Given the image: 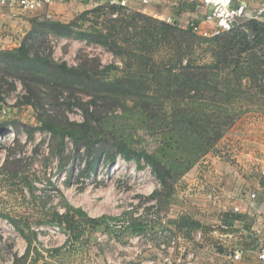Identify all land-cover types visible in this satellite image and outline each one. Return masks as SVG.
<instances>
[{
	"label": "trees",
	"instance_id": "trees-1",
	"mask_svg": "<svg viewBox=\"0 0 264 264\" xmlns=\"http://www.w3.org/2000/svg\"><path fill=\"white\" fill-rule=\"evenodd\" d=\"M195 2L192 12L201 6ZM100 13L106 16L104 27L98 21L88 28L79 25L95 14L99 19ZM198 25L182 28L114 1L85 11L69 23L32 19L21 45L0 51V87L8 84L15 89L11 78L25 86V103L39 113L40 123L31 130L30 138L34 131L48 132L60 153L70 139L76 153L86 149L90 165L102 159L113 165L121 157L135 161L139 168L148 167L160 184L151 198L168 207L173 205L178 182L215 151L237 121L250 111L264 110V21L248 20L212 37L197 33L194 27ZM51 36L101 46L125 60L124 68L103 66L97 58H85L78 67L57 63L42 52ZM162 51L167 54L159 57ZM203 56L210 60L203 61ZM118 71L120 75L113 74ZM63 98L62 105L68 109L77 106L83 110L82 123L69 121L59 111ZM5 125H0V133ZM12 154L11 150L6 166L20 163L10 161ZM27 183L31 190L32 183ZM0 216L7 218L3 212ZM105 219H92L81 208H68L64 214L47 212L39 223L65 231L72 242L66 251L78 258V254L89 255V249L98 244L95 234H115L109 223L103 225ZM12 221L29 242L26 253L16 256L13 264H27L37 234L31 230L29 217ZM173 228L189 239L198 231H211L182 214L149 226L134 219L125 232L174 233Z\"/></svg>",
	"mask_w": 264,
	"mask_h": 264
},
{
	"label": "rangeland",
	"instance_id": "rangeland-1",
	"mask_svg": "<svg viewBox=\"0 0 264 264\" xmlns=\"http://www.w3.org/2000/svg\"><path fill=\"white\" fill-rule=\"evenodd\" d=\"M195 1L197 0H148L144 7L130 9L169 24H178L182 28L199 22L202 28L210 32L212 25L204 23L205 10L202 6L199 5L195 12L190 11ZM85 11L87 10H84L80 2H73L64 9L65 14L69 13L70 16L54 20L69 23ZM97 15L99 19L96 14L89 15L92 18L80 22L79 25L88 28L98 21L97 25L104 27L106 16L102 13ZM45 17L47 18L46 14L42 12L16 17L12 24L14 27L9 28L24 29L20 32L21 38L11 32L0 34V51L18 48L25 37L23 34L28 33L27 27L29 31L32 28L31 20ZM44 49L42 52L45 55L50 54L57 63H66L69 67H78L85 58H97L103 66L113 64L120 69L124 68L125 60L122 58L114 56L101 46L89 45L76 39H58L51 36ZM161 54L159 57L165 56L167 52L162 51ZM202 58L203 61L210 60L208 56ZM113 74L120 75V71ZM9 81L15 82V89L8 84H5L4 88L0 87V125L6 124L5 130L0 133V212L7 215V218L0 216V264H9L11 260L10 254L17 242L8 233L11 229L9 224L20 234L12 220L21 216L29 217L33 225L48 226L46 223H39L44 221V214L47 212L64 214L68 208H81L92 219L107 218L106 222L102 220L103 225L109 223L110 226L128 227L134 219H140L149 226L167 223L169 219L177 217L179 205L183 209L186 208L180 201H175L174 205L171 203L167 207L161 205L157 199L151 198L154 192L160 189V184L148 167L139 168L135 161L128 162L118 157L113 165L106 159H102L97 165H90L92 159L88 157L86 149L76 153L70 139L65 140L63 152L60 153L54 148V138L50 133L34 131L33 137L30 138L31 130L40 127L39 113L25 103L27 91L23 83L19 79L11 78ZM76 94L81 96L80 92ZM62 103H65L64 98L60 100L61 105ZM46 108L50 112L54 111L51 105ZM59 108L71 122L82 123L85 120L83 110L77 106L68 109L62 105ZM4 134L7 139L10 137V140H3ZM148 142L152 144L150 139ZM11 150L13 154L10 161L18 160L20 163L6 166ZM140 166H145V163ZM27 180L32 183L31 190ZM153 201L156 203L152 204ZM158 231L152 230L149 233L154 237ZM3 235H7V239L4 240ZM111 235L109 232H99L95 237L100 236L104 239L103 244H106L110 243L108 240ZM126 242L121 239V243ZM55 243L53 240L46 244ZM109 250L111 253L112 248L109 247ZM156 255L155 248L154 251H148L144 258L154 259ZM68 256L67 260L74 258L73 253Z\"/></svg>",
	"mask_w": 264,
	"mask_h": 264
},
{
	"label": "crops",
	"instance_id": "crops-1",
	"mask_svg": "<svg viewBox=\"0 0 264 264\" xmlns=\"http://www.w3.org/2000/svg\"><path fill=\"white\" fill-rule=\"evenodd\" d=\"M145 1L126 0V6L136 10V7H144L148 3ZM73 2H80L88 11L99 6L101 0H58L55 5L39 12L57 20L66 18L70 14H65L64 9ZM241 2L255 13L263 0ZM35 13L0 9V34L11 32L20 39V32L24 29L9 27H14L12 24L16 17ZM261 20L264 21V17ZM26 31L29 32L28 27ZM175 201L184 203L186 208L179 205V213L174 219L187 214L211 227V231L202 233L199 242L194 241V234L189 239L173 228L172 234L183 237L187 249L185 253L177 252L174 257L176 264H185L189 252L196 254L194 264H260L258 252L264 245V111H250L237 121L215 151L178 182L173 205ZM99 238V243L89 249V255L83 257L78 254V258L67 260L69 252L63 248H55L56 253L52 249L45 254L43 242L36 235L27 264H91L92 259L96 264H109V247L112 245L100 243ZM236 252L242 254L241 260H234Z\"/></svg>",
	"mask_w": 264,
	"mask_h": 264
},
{
	"label": "built area",
	"instance_id": "built-area-1",
	"mask_svg": "<svg viewBox=\"0 0 264 264\" xmlns=\"http://www.w3.org/2000/svg\"><path fill=\"white\" fill-rule=\"evenodd\" d=\"M126 6V0H109ZM202 8L205 10V22L212 25L211 31L202 28L200 25L194 27V30L205 36L212 37L218 36L223 32H227L235 28L237 25H241L245 21L258 19L264 17V0L261 6L255 13L251 12L247 5L241 0H199ZM58 0H0V9H18L24 13L39 12L47 7L55 5ZM100 2V0H99ZM108 2L107 0H101L99 5H103ZM144 3L146 1L144 0ZM116 17V15H114ZM51 18V15L47 16ZM208 25V26H209ZM8 136V135H7ZM10 137H3V140H10ZM1 139V138H0ZM160 186V185H159ZM254 198L255 195L253 194ZM153 201L152 204H155ZM11 227L9 235L12 236L17 246L13 248L10 254L11 260L9 264H13L15 256L22 257L26 251L28 244L24 238L17 232V230L9 224ZM115 234L111 235L110 244L112 245V251L109 253V264H176L174 257L177 252L185 253L187 251L184 238L172 234L168 230H159L154 237L149 232H145L138 235H133L125 232L126 227L113 226ZM31 229L37 234L43 242L44 253L46 251L63 248L65 251L71 247V239L69 235L61 230L57 226H37L32 225ZM123 237V238H122ZM126 237V238H125ZM203 234L198 231L194 234V241L199 242L202 240ZM4 240L7 239V235H3ZM121 239L127 241L126 244L121 243ZM55 240V244L48 245V241ZM103 238H99L100 243H103ZM107 242V241H106ZM157 251L156 258L150 259L144 256L148 251ZM188 261L185 264H194L196 262V254L189 252L187 254ZM234 260H241L242 254L236 252L234 254ZM258 259L260 264H264V245L260 247L258 252ZM91 264H96L95 259H92Z\"/></svg>",
	"mask_w": 264,
	"mask_h": 264
}]
</instances>
